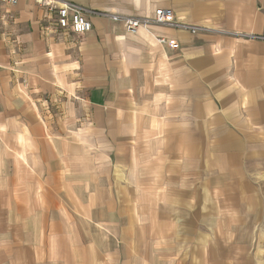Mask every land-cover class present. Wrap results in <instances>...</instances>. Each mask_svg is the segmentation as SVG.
<instances>
[{"label":"crops","instance_id":"obj_1","mask_svg":"<svg viewBox=\"0 0 264 264\" xmlns=\"http://www.w3.org/2000/svg\"><path fill=\"white\" fill-rule=\"evenodd\" d=\"M57 1L90 10L91 30L54 38L39 0L0 3V264L249 257L264 230V0ZM158 7L199 31L112 18Z\"/></svg>","mask_w":264,"mask_h":264},{"label":"built area","instance_id":"obj_2","mask_svg":"<svg viewBox=\"0 0 264 264\" xmlns=\"http://www.w3.org/2000/svg\"><path fill=\"white\" fill-rule=\"evenodd\" d=\"M18 0H0V3L16 5ZM39 3L48 8L49 12L54 16L50 22L44 27V32L48 36L54 38H67L72 34L83 35L92 28V22L89 19L91 11L86 7L73 2H59L57 0H39ZM112 18L122 20L125 29L133 33L138 30L141 25L148 24H169L182 29L190 30L193 33L199 31L200 27L176 19L175 12L172 8L158 7L154 10L151 17L125 16L114 14ZM160 42H166V39L160 38ZM173 48H178L179 43L171 41Z\"/></svg>","mask_w":264,"mask_h":264},{"label":"rangeland","instance_id":"obj_3","mask_svg":"<svg viewBox=\"0 0 264 264\" xmlns=\"http://www.w3.org/2000/svg\"><path fill=\"white\" fill-rule=\"evenodd\" d=\"M140 201L142 202L141 199ZM240 234L244 235V232L240 231ZM188 246H189L188 247L189 249L191 248L193 249L192 245L189 244ZM250 246H248V249H247L249 257H244L245 252L242 251V248H244L243 246L235 247V257H233L232 254H230V257H222L220 263L221 264H264V230H255V238L252 239ZM156 248L158 249V247ZM229 250H232V247H229ZM165 251H169V250H163L160 252H165ZM137 252H139L140 255H143V254L146 255L149 252V250H148V247L144 245V246H139ZM195 259L197 260L191 261L190 257H188V259H186L187 261L182 262L180 264H204L205 263V261L204 262L200 261L199 258L195 257ZM159 264H163V263H159Z\"/></svg>","mask_w":264,"mask_h":264}]
</instances>
